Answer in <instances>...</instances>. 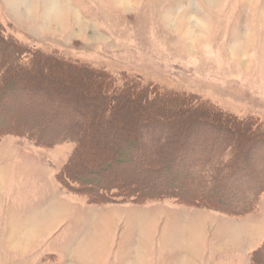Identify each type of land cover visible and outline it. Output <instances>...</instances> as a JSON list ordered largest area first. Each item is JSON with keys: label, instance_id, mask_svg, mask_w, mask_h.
Masks as SVG:
<instances>
[{"label": "rangeland", "instance_id": "1", "mask_svg": "<svg viewBox=\"0 0 264 264\" xmlns=\"http://www.w3.org/2000/svg\"><path fill=\"white\" fill-rule=\"evenodd\" d=\"M12 1L0 0L1 35L5 39L13 38L30 55L39 51L111 76L125 73L157 88L194 94L238 117L253 116L264 121V0H51L54 8L48 9L51 10L48 13L39 9L33 0H22L23 4L18 7L8 4ZM11 52V45L0 37V84L3 81L6 87L13 84L7 96L11 124L18 121L20 126L31 125L28 127L41 139L47 137V127L51 134H74L83 142L82 153L86 156L95 157L88 143L105 145L118 141L122 124L132 130L138 143L144 144L148 157L161 164L208 156L218 165L220 159L231 156L228 166L235 167L238 161L245 171L231 177L225 176L224 168L219 169L215 175L217 191L207 184L209 202L226 204L235 189L240 192L247 184L249 191H253L251 185L257 184L260 192L255 197L250 194L253 199L250 208L240 217L260 216L264 225V138L256 139L245 131L237 134L229 123L204 111L190 115L178 108L177 100L145 101L135 91L129 94L135 95L134 99L125 94L111 95L97 84L96 75L65 67L50 58L38 60L27 74L24 69L16 70L10 65L6 69L10 73L4 79L6 72L2 74L1 69L6 68L5 63L13 64ZM26 53L20 58L28 59ZM0 99H3L1 95ZM146 120L151 123L144 124ZM150 127L151 137L142 143L140 140ZM241 139L244 142L238 146ZM27 144L47 153L48 158L42 155L50 161L49 168H54L55 176L75 147L67 140L39 146L24 136L0 135V221L9 219V224L15 220L16 213L8 202V194L19 178L29 176L24 171L16 177L17 166L31 168L34 163L30 156L20 155L30 150L35 158L40 156ZM41 163L40 169H45L43 160ZM77 167L73 164L71 170ZM201 186L198 193L202 191ZM70 193L87 200L78 193ZM148 203H162L167 207L168 211L156 221L162 225L114 226L110 242L125 241L128 259L125 264H182L188 253L183 251L190 239L186 236L187 230L188 235L193 231V237L200 243L209 241L218 250L223 243L215 237L214 225H220L219 215L239 217L205 204L195 206L200 216L192 219L188 216L186 225H163L166 217L175 222L179 220L176 219L179 212L192 208L174 198L145 204ZM129 215L138 218L141 213L125 210L119 215L120 220H127ZM191 220L196 223L193 229L188 226ZM36 226L37 229L34 225H0V264H54L49 251H57L52 238L63 225ZM33 227L34 244L28 253L15 251L17 238ZM230 229L224 230L225 233ZM222 232L220 236H224ZM160 249L165 251L160 254ZM121 258V251L120 255L114 251L105 264L122 263ZM256 258L257 262L264 263V247L256 253Z\"/></svg>", "mask_w": 264, "mask_h": 264}, {"label": "trees", "instance_id": "2", "mask_svg": "<svg viewBox=\"0 0 264 264\" xmlns=\"http://www.w3.org/2000/svg\"><path fill=\"white\" fill-rule=\"evenodd\" d=\"M1 34L2 29L0 26V37L4 42L6 41V43L11 45L13 53L11 52L12 54H9V57L11 60H14L13 64L9 62L5 63L4 67L6 68L1 69L2 74L3 71L6 72L7 67L10 65H12L11 67H15L16 70L24 69V72L27 74L35 68L38 60L50 58L59 64H64L65 67L96 75L99 79L97 84L106 88L111 95L125 94V96L134 99L136 96H130L129 94L135 91L139 92L145 101L160 100V102H171L177 100L180 102L178 108L189 112V114L192 112L199 114L201 111H204L205 114L217 116L225 124L229 123L232 131L237 134L247 132L249 136L256 137V139L264 138V121H260L253 116L238 117L218 109L208 101L201 100L194 94L157 88L151 84L143 83L139 77L128 76L125 73L111 76L102 70L94 69L84 64L65 63L60 58H52V55L49 54L42 55L39 51H33L30 55L13 38L8 37V39H5ZM22 53L28 54L29 58L21 59ZM9 70L2 78L8 77ZM5 87L3 81L0 84V95L3 98L0 99V135L24 136L39 146H51L65 140L74 143L73 153L55 177L66 191L85 196L89 204H145L148 201L153 202L154 200L164 198H174L186 206L195 207L207 204L206 206L229 215L242 216L249 210L251 205L250 200H253L250 199V194L255 197L260 192L261 187L258 188L257 184L251 185L253 191H249L250 187L249 185L247 187L246 184L240 192L235 189L233 196H229L226 204L221 203L222 201H219V204H211L206 193L208 190L207 184H210L211 189L217 191L218 185L215 184V175L220 171L219 169L224 168L222 172H225V176L229 175L233 177L245 171L243 165H239L237 161V164L234 165L235 167L228 166L230 165L231 156H223V160L220 159L221 163L216 161L218 165H215L208 156H195L187 162H181L179 161L181 159H179L173 164H161L159 160L148 157L149 153L146 151L144 144L138 143L133 138L132 130L123 124L118 129V141L113 140L109 144L108 142L105 143V145L96 142L87 144L94 149L90 153H93L95 157L86 156L82 153L84 144L74 134H67L65 132L58 135L51 134L50 129L47 127L45 129L47 137L41 139L37 133L31 131L30 127H28L31 125H25L24 127L23 124L20 126L17 123L18 121L12 124L8 121L9 113L7 106L9 103L7 96L9 91H12L13 84ZM5 97L6 99H4ZM144 117L150 118L149 115H145ZM150 123L146 120L144 124ZM151 132L152 129L150 127L149 130L145 131L146 134H143V138L140 141L145 143L151 137ZM242 142H244L243 139L237 145H242ZM236 154L238 157V152ZM73 164L78 166L75 171L71 170ZM139 178L142 179L141 182H139ZM132 183H137L138 185L133 186ZM200 184L202 185V191L198 193ZM221 197H219V200H221ZM263 247L264 242L257 250L251 253L250 256L253 264H264L256 261V253L263 249Z\"/></svg>", "mask_w": 264, "mask_h": 264}, {"label": "crops", "instance_id": "3", "mask_svg": "<svg viewBox=\"0 0 264 264\" xmlns=\"http://www.w3.org/2000/svg\"><path fill=\"white\" fill-rule=\"evenodd\" d=\"M27 145L32 151H38L42 159L40 156L35 158L34 152L30 150V153L20 155L30 156L35 165L33 163L31 168L22 166L18 168L17 166L16 177L24 171L29 173V176L19 178L15 182V187L8 194V202L16 213L15 220L12 219L10 224L9 219L8 222L0 221V225H34L36 229L38 228L36 225H63L52 238L54 244L57 245V251H49L53 256L54 264H105L109 263V257L114 251L119 252V255L121 251V260L124 261L119 264H125L124 262L128 260L125 258V241L118 240L113 244L110 242V238L114 236V226L162 225V222H156L159 216L162 217L161 215L168 211L162 203H122L128 205L122 207L121 203L89 204L77 198L60 186L55 177L54 168H49L50 161H47V153L40 152V149L32 144ZM42 154H45L47 158ZM42 160L43 164L45 163V169H40ZM14 178H12V182H14ZM187 208H192V210L185 213L179 212L180 217H176L179 220L175 222L169 221L166 217L163 225H186L185 220L188 219V216L189 219L200 216L199 212H196V207L187 206ZM125 210L134 211L135 214L139 212L141 216L138 218L132 216L133 218H131L129 215L126 217L127 220H120L119 215L123 214ZM209 214H212L213 217L218 216L210 212ZM219 216H221L220 225H214V228L216 239L223 241L222 246L220 244L217 250L209 241L200 243L193 237V231L190 233L191 235H188L187 230L186 236H189L190 239L186 243L184 242L183 251L188 253H185L186 259H183L182 264L191 262L199 264H253L250 255L264 242V225H262L263 221L259 218L260 216L247 215L244 218L240 216L238 218L228 217L223 214ZM194 221H189L188 226L192 228L196 224ZM13 222L14 224H12ZM34 227L32 231L26 230V233L22 234V238H17L15 251L28 253L27 250L34 244L32 239L35 234ZM189 227L188 229H190ZM228 228H231V231L226 234L224 230ZM220 232L224 236H220ZM25 236L30 241H26ZM198 247L199 250L196 249ZM164 251L160 249V254Z\"/></svg>", "mask_w": 264, "mask_h": 264}, {"label": "bare ground", "instance_id": "4", "mask_svg": "<svg viewBox=\"0 0 264 264\" xmlns=\"http://www.w3.org/2000/svg\"><path fill=\"white\" fill-rule=\"evenodd\" d=\"M24 1H26V0H24ZM33 1H35L36 2V4H37V6L39 7V9H43V11H47V13L50 11L51 12V10L54 8L53 6V2H51V0H33ZM38 1V2H37ZM55 1V0H54ZM21 2H22V0H13L12 1V3H8L9 5H11V7H18V5H20L21 4ZM22 4H23V2H22ZM26 4V3H25ZM53 7V8H52ZM51 8V10H49L48 11V9H50ZM60 12V11H59ZM58 13V12H57ZM55 19V18H54ZM26 81V80H25ZM30 84V83H29ZM111 168V167H110Z\"/></svg>", "mask_w": 264, "mask_h": 264}]
</instances>
